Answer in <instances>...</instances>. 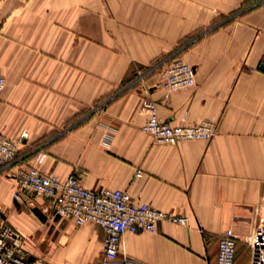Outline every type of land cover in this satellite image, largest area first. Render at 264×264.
I'll use <instances>...</instances> for the list:
<instances>
[{
  "label": "crops",
  "instance_id": "1",
  "mask_svg": "<svg viewBox=\"0 0 264 264\" xmlns=\"http://www.w3.org/2000/svg\"><path fill=\"white\" fill-rule=\"evenodd\" d=\"M169 54L195 67L194 85L159 86L164 66L131 84ZM263 55L264 0H0V130L22 139L0 175L4 217L53 247L69 243L70 264H96L103 229L55 219L40 232L32 212L43 199L12 176L27 165L62 178L79 169L87 188H120L188 218L125 232L120 261L215 264L218 239L232 233L234 264H248L247 235L264 219ZM144 97L172 124L214 120V135L155 141Z\"/></svg>",
  "mask_w": 264,
  "mask_h": 264
},
{
  "label": "built area",
  "instance_id": "2",
  "mask_svg": "<svg viewBox=\"0 0 264 264\" xmlns=\"http://www.w3.org/2000/svg\"><path fill=\"white\" fill-rule=\"evenodd\" d=\"M162 63L164 77L159 86L175 90L194 85L196 71L192 64L174 58L163 59ZM260 64L264 65V55ZM144 74L141 70L137 71L131 84L142 79ZM5 84L0 68V95ZM142 104L149 110L143 129L153 135L157 142L176 144L185 140L208 139L215 133L214 120H202L190 125L172 124L159 116L153 99L144 97ZM21 142L22 139L13 140L0 130V170H6L17 162ZM82 175L81 170L74 169L62 178L27 165L18 168L12 176L23 192H31L43 199V203L37 207L47 216V220H68L75 226L94 223L103 229L105 237L96 264H129L127 259H119L125 232L155 231L157 223L162 220L178 224L188 221L187 217L136 200L128 191L120 188H87L81 183ZM136 175L142 176L143 172L137 170ZM237 239L238 236L232 233L218 239L215 264H234ZM247 243L250 253L248 264H264V219H260L248 233ZM0 264H40L38 257L26 249L25 236L6 220L1 210Z\"/></svg>",
  "mask_w": 264,
  "mask_h": 264
},
{
  "label": "rangeland",
  "instance_id": "3",
  "mask_svg": "<svg viewBox=\"0 0 264 264\" xmlns=\"http://www.w3.org/2000/svg\"><path fill=\"white\" fill-rule=\"evenodd\" d=\"M173 57L174 56H171L169 54V55H165V56L158 58L157 60H155L154 62H152L148 66H146L144 69H141L142 74L145 73L144 74V76H145V75L151 73V71L153 72L154 70H157L158 68H160L162 66L163 59L164 60L167 58L171 59ZM134 79H135V76L132 79V81ZM140 80H137L136 82H139ZM100 103H103V101ZM76 122H77V120L70 122V124H68L66 126V128H71L72 126H74L76 124ZM3 171H5V170H0V175L4 174ZM16 190H21L19 188L17 182H16ZM25 194H27V196H29L31 198L34 197V194L31 192H25ZM32 213L34 215V218L37 219V221L40 223V227H41L40 232L42 231V232L49 234L52 231V226L54 225L55 221L54 220H48L46 222H41V220H39V217L34 212H32ZM23 235L25 236V247H26V249H28V251H30L33 255L38 257L40 264H65V263L70 264L71 259H70L69 254L71 251V247H70L69 243L67 245L65 243H63V244L57 245V247H53L52 245L48 244V242H46L48 237L44 238V235H41V237H40L41 240H39L37 238V235L36 236L35 235H25V234H23ZM60 259H63V261L65 263H62Z\"/></svg>",
  "mask_w": 264,
  "mask_h": 264
},
{
  "label": "water",
  "instance_id": "4",
  "mask_svg": "<svg viewBox=\"0 0 264 264\" xmlns=\"http://www.w3.org/2000/svg\"><path fill=\"white\" fill-rule=\"evenodd\" d=\"M261 68H264V65ZM33 212L41 219V221L43 222L47 221V216L42 211H40L38 207H34ZM31 259H33V257H31Z\"/></svg>",
  "mask_w": 264,
  "mask_h": 264
}]
</instances>
